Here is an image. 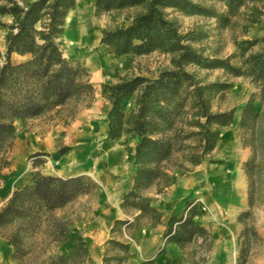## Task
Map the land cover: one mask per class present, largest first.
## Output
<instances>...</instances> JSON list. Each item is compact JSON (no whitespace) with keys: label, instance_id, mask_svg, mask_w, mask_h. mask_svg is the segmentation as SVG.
<instances>
[{"label":"trees","instance_id":"16d2710c","mask_svg":"<svg viewBox=\"0 0 264 264\" xmlns=\"http://www.w3.org/2000/svg\"><path fill=\"white\" fill-rule=\"evenodd\" d=\"M218 1L225 4L230 16L238 12L246 1L255 0ZM76 2L30 0L20 3L18 0H0V16H8L12 20L10 24L0 22V27L6 29V49L0 65V180L2 170L8 164L6 155L16 138L17 122L25 124L56 112L58 119L68 125L81 110L91 107L95 101L96 91L87 68L77 60L65 58L59 41L65 31L68 12L76 7ZM94 5L98 13L141 8L133 16L131 24L102 30L100 39L106 53L115 57L147 55L153 51L173 55L174 69L161 71L153 80L136 76L120 79L108 86L111 109L108 113L107 137L117 140L124 134H132L139 138L133 158V185L124 193L121 209L128 214H140L134 221L116 220L112 233L138 229V223L143 218L150 219V225L156 226L162 219V213L151 206V199L145 197L143 192L166 174L161 166L173 154L174 141L170 139V134L188 107V98L191 97L192 106L197 109L195 123L200 129L198 134L202 140L197 164L216 148L221 131L233 124L235 115L234 109L218 113L211 110V96L215 91H223L224 85L196 87L187 95L185 91L193 82L192 75L184 71L183 67L197 64L204 68L223 69L234 76H246L257 82L264 80V50L249 55L239 68L230 65L228 59H204L184 42L176 22L165 15L168 8H173L185 15L214 16L212 10L192 0H95ZM247 50L248 47H242L243 53ZM14 54L24 56L26 60L13 63L11 58ZM125 100L134 101L130 112L122 108ZM239 122L243 143L251 148V157L244 164L245 174L248 175L249 209L238 217V221L246 225L239 239L244 238V241L249 242L250 236L257 234L247 225V219L255 209L256 189L264 172V117L257 109L254 96L242 107ZM68 150V147L61 148L59 156ZM46 155H31V158L36 157L34 168L45 163L38 157ZM31 180V183L15 190L0 208V235L6 237L8 244L13 247L14 260L31 250L28 239L44 215H49L54 223L50 230L53 241L71 240L70 231L62 220L55 217L54 210L98 188L92 178L84 175L59 177L44 175L36 170ZM184 210L182 216L168 220L166 243L184 246L197 237L207 236L205 228L194 221L196 216L202 214L200 209L193 203H187ZM108 243L129 255L128 243H120L115 239ZM71 248V255L80 250L88 255L79 232L75 233ZM118 260L117 264L123 261ZM141 263L156 264V258ZM104 264L109 263L104 260Z\"/></svg>","mask_w":264,"mask_h":264},{"label":"rangeland","instance_id":"374dc122","mask_svg":"<svg viewBox=\"0 0 264 264\" xmlns=\"http://www.w3.org/2000/svg\"><path fill=\"white\" fill-rule=\"evenodd\" d=\"M18 1L22 3L30 0ZM94 1H92V11L84 10L81 16H77V25L73 23L69 26L65 22L67 26L65 25L64 34L59 40L65 58L81 62L87 68L88 73L93 67L100 66L104 59L109 66V75L104 80L102 88L106 87L107 90L109 85L119 82L120 79H132L136 76H143L153 80L159 76L161 71L174 69L172 63L173 55L165 54L161 51H153L147 55L118 57L106 53L100 39L102 30L115 29L131 24L133 16L141 11V8L134 7L121 11L98 13L96 12ZM192 1L212 10L214 16L185 15L173 8H168L165 11V15L168 19L176 22L179 33L184 37V42L194 48L204 59H228L230 65L239 68L249 55L264 50V0L246 1L238 9V12L230 16L227 14L228 8L222 1ZM222 16L227 18H221ZM9 18L8 16H0V22L10 24L12 20ZM5 34L6 29L0 27V46H3L2 41ZM248 42H253L254 44L251 45ZM242 47H248V50L243 53ZM4 53L0 55V65L3 62L2 56ZM11 59L13 63H18L25 61L26 57L14 54ZM183 70L192 75L191 81L193 83L185 91L187 95L191 94V91H194L193 88L196 87H205L210 84L224 85L223 91H215L211 96V110L214 113H218L234 109L233 124L237 123L239 128L242 107L251 96H254L257 109L264 117V80L255 82L246 76H234L223 69L204 68L197 64H187V66L183 67ZM133 103L134 101L132 100L123 101V110L130 112L133 109ZM187 106L185 112L177 120L175 129L170 134V139L174 141L173 154L161 166V170L166 174L156 180V183L151 186L156 192L161 194L166 192L164 187L173 184V180L167 172L178 178L191 173L200 165L207 167H225L226 165L224 160L215 155L213 156L212 152L207 154L201 163H196L201 156L202 140L198 134L200 129L195 123L197 122L195 116L197 109L192 106L191 97L188 98ZM58 118L56 112H50L39 120H32L33 122L28 121L25 124L17 122L16 134L18 132L34 133V131H39L45 127L51 120ZM66 133L61 132L59 134L56 149L52 153L38 157L45 162L42 166L34 168L33 161H35L36 157L31 158V155H29L26 158V161L33 166L30 172L31 179L36 170L50 176H58L56 175L57 173L64 175V177L84 175L92 178L98 184V188L79 195L69 204L54 210L53 214L55 217L62 220L70 231L71 240L65 242L53 241L50 230L54 223L49 218V215H44L41 223L38 224L33 235L28 239V245L31 250L17 260H14L13 247L8 244L6 237L0 235V264H104V260H107L109 264H117L118 259H123L120 264H142V261L154 258H156V264H264V172L256 189L255 209L252 216L247 219V225L252 227L257 234L256 236H250L249 242L244 241V238L239 239L246 225L238 221L239 215L249 209L248 205L238 215L228 220V217L224 219V215L216 214V210H218L216 207L213 208L210 204H204L200 198H193L186 200L181 209L182 211L179 214H175V216H182L185 213L184 209L187 203L195 204L202 214L196 216L194 221L205 228L207 236L197 237L184 246L166 243L165 233L170 217L164 225L163 232L158 237L154 256L147 258L148 256H146L144 249L145 243L140 242V238L141 235L145 236L147 231L144 232V230L149 229L152 231L157 225L151 226V220L143 218L138 223L140 226L138 229H123L122 232L112 233V227L116 220L128 219L134 221L140 214L139 212L128 214L121 209L122 198L126 191L122 193L119 203L121 217L111 219L110 228H106L107 219L101 212L107 200L106 192L91 175L78 172L82 161L74 153L76 146L67 144ZM240 135V144L244 148H250L243 143L242 133ZM122 138L134 144L135 148L139 141V138L132 134H124L120 137V139ZM120 139L114 141H120ZM218 145L219 143L216 147ZM63 147H68L69 150L63 156H59V150ZM12 153L13 147L6 155L8 164L2 170L0 208L14 192V190L12 191V186L16 183H14V178L11 174L10 160L12 159ZM133 158L134 155L132 160ZM73 163L75 164L74 167ZM244 164L242 168L245 174ZM132 165L135 174L134 160ZM246 176L248 179L247 174ZM201 184L203 183H200V186H202ZM151 187L145 190L143 194L151 199V206L155 208L153 205L155 198L147 194ZM76 232H79L83 238L84 248L87 249L88 255H84L82 250L71 255V247ZM152 237L154 236H148L144 240L149 241ZM111 239H115L120 243H128L130 256L123 253L116 245L109 244L108 241ZM150 243L146 242L148 245ZM171 247H173V250H171ZM242 250L244 252H241ZM160 252L161 254L158 256Z\"/></svg>","mask_w":264,"mask_h":264},{"label":"crops","instance_id":"0c3cea01","mask_svg":"<svg viewBox=\"0 0 264 264\" xmlns=\"http://www.w3.org/2000/svg\"><path fill=\"white\" fill-rule=\"evenodd\" d=\"M92 1L77 0L76 7L71 9L66 17L67 25L76 24L78 21L76 18L81 16L84 10L92 11ZM2 42L3 46H0V52L4 53L6 44L4 40ZM108 73L109 66L104 59L100 66L90 70L91 82L96 91L95 101L91 107L80 111L69 121L68 125H64L59 119H53L34 133L18 132L13 143L12 159L10 160L11 174L14 183L16 182L13 184L15 186H12V191H15L31 182L30 172L33 166L26 161V158L34 153H52L56 149L59 134L67 132V144L76 146L74 153L82 161L78 172L91 175L106 192L107 200L101 211L107 219L106 228H110L111 219L121 217L119 203L122 193L132 188L134 175L132 157L135 148L134 144L125 141L124 138L114 141L107 137L108 113L111 104L108 99L109 91L106 87L102 88V85L108 77ZM39 119L36 118L33 121ZM240 134L237 123L231 124L224 128L223 132L221 131L219 145L212 151V155L224 160L225 167L200 165L191 173L178 178L167 172L171 176L173 184L164 187L165 193H158L153 187L148 190L147 194L155 198L154 207L163 215L154 230L146 229L144 230V232L147 231L145 236L141 235L140 242L145 243L144 249L147 258L154 256L158 237L163 232L164 225L170 217L182 211L186 200L200 198L204 204L216 207L217 215H224V219L228 217V220L247 207L249 201L248 179L242 166L251 157V149L244 148L240 144ZM56 175L64 177L58 173ZM200 183H203L202 186ZM147 235L154 237L150 239L151 241H145L144 239L148 238ZM146 242L152 244L148 245Z\"/></svg>","mask_w":264,"mask_h":264},{"label":"bare ground","instance_id":"6f19581e","mask_svg":"<svg viewBox=\"0 0 264 264\" xmlns=\"http://www.w3.org/2000/svg\"><path fill=\"white\" fill-rule=\"evenodd\" d=\"M78 8H80V7H78ZM88 14V13H87ZM69 17V16H68ZM88 17V16H87ZM77 19V18H76ZM68 21H69V19H68ZM85 21V20H84ZM77 25V24H76ZM81 25V24H80ZM67 26V25H66ZM83 26V25H82ZM92 28V27H91ZM83 30V29H82ZM74 31H75V29H74ZM66 33V32H65ZM83 33V32H82ZM66 35H68V34H66ZM93 36V35H92ZM68 37H69V35H68ZM73 37V36H72ZM87 37H89V36H87ZM86 37V38H87ZM78 38V37H77ZM83 38V37H82ZM74 40V39H73ZM80 40V39H79ZM83 40V39H82ZM78 42V41H77ZM82 43V42H81ZM80 43V44H81ZM84 43V42H83ZM91 45V44H90ZM77 48H78V46H77ZM82 51V50H81ZM80 52V51H79ZM103 156V155H102ZM99 161V160H98ZM101 162V161H100ZM105 162V161H104ZM107 162H108V160H107ZM104 164V163H103Z\"/></svg>","mask_w":264,"mask_h":264}]
</instances>
